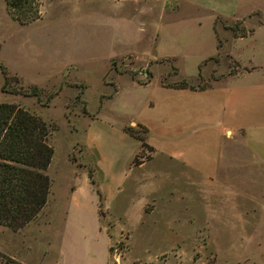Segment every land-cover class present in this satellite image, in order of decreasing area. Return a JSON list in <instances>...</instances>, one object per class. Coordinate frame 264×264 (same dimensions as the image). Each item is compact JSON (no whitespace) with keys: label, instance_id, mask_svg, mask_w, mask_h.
<instances>
[{"label":"rangeland","instance_id":"obj_1","mask_svg":"<svg viewBox=\"0 0 264 264\" xmlns=\"http://www.w3.org/2000/svg\"><path fill=\"white\" fill-rule=\"evenodd\" d=\"M37 1L39 18L19 24L0 0V67L8 75L3 85L0 71V102L14 103L47 125L46 142L53 152L44 172L50 187L42 209L24 226L13 230L0 224V264H264L262 161L248 162L227 178L208 177L162 156L152 159L142 149L125 192L104 203L98 217L99 228L108 236L107 257L104 237H65L70 225L63 201L70 174L91 168L81 143L82 125L95 115L102 94L115 87L113 79L120 86L126 83L127 77L116 73L127 72L145 82L139 74L145 72L149 78V64L134 68L156 53V4ZM201 20L207 26V14ZM262 20L264 0H239L235 16L214 19L218 40L224 41L219 53L205 63L197 56L196 67L175 60L173 77L201 83L225 72L231 58L261 65ZM250 27L256 29L253 36L232 38ZM169 68L168 63L154 65L153 73ZM32 87L39 91L38 98L26 94ZM105 113L112 115L109 108ZM128 127L143 133L137 125Z\"/></svg>","mask_w":264,"mask_h":264},{"label":"crops","instance_id":"obj_2","mask_svg":"<svg viewBox=\"0 0 264 264\" xmlns=\"http://www.w3.org/2000/svg\"><path fill=\"white\" fill-rule=\"evenodd\" d=\"M154 1L152 39L156 53L134 68L137 71L149 64V78L140 82L127 72L116 73L127 77L126 83L120 86L113 79L115 87L102 94L95 115L82 125L81 143L102 194V208L125 192L132 160L146 149L124 131L125 126L139 124L146 129L144 141L151 147L146 150L152 159L165 157L202 176L227 178L248 162H264V60L257 65L231 58L225 72L201 83L187 81L192 88L176 87L181 79L173 77L178 70L175 60L183 59L196 67L197 56L205 63L219 53L224 41L220 44L218 40L214 19L235 16L239 0ZM202 14H207V26L202 23ZM258 24L264 29V20ZM248 30L245 36L231 34L232 38H249L256 31L254 27ZM165 63L170 68L155 75L154 65ZM172 66L176 68L173 73ZM105 108L112 115H106ZM70 176L63 201L70 225L64 230L65 237L92 236L94 241L104 237L107 257L108 236L99 228L98 198L87 170L71 172Z\"/></svg>","mask_w":264,"mask_h":264},{"label":"trees","instance_id":"obj_3","mask_svg":"<svg viewBox=\"0 0 264 264\" xmlns=\"http://www.w3.org/2000/svg\"><path fill=\"white\" fill-rule=\"evenodd\" d=\"M5 7L9 16L19 24H27L39 18L37 0H5ZM248 31L236 36H245ZM0 71L4 85L8 75L4 67H0ZM175 86L192 88L184 79L176 82ZM26 94L39 97L36 87H32ZM51 97L48 95V98ZM137 126L141 128L142 135L128 126L124 127V131L138 139L141 148L151 150L144 141L146 129L139 124ZM47 135L48 127L39 117L14 103L0 102L1 225L16 230L32 220L45 204L50 178L44 171L53 152L46 142ZM132 163L139 164V161L134 157ZM87 175L97 195L98 213L101 215L103 198L92 168H88Z\"/></svg>","mask_w":264,"mask_h":264},{"label":"built area","instance_id":"obj_4","mask_svg":"<svg viewBox=\"0 0 264 264\" xmlns=\"http://www.w3.org/2000/svg\"><path fill=\"white\" fill-rule=\"evenodd\" d=\"M139 74H140V78L142 80H147V74L145 72H140ZM113 253H114V255L117 254V252L115 250H113ZM114 260L117 261L116 258Z\"/></svg>","mask_w":264,"mask_h":264}]
</instances>
